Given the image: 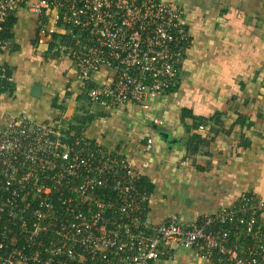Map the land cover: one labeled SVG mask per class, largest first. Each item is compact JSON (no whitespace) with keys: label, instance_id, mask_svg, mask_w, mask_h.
<instances>
[{"label":"built area","instance_id":"1","mask_svg":"<svg viewBox=\"0 0 264 264\" xmlns=\"http://www.w3.org/2000/svg\"><path fill=\"white\" fill-rule=\"evenodd\" d=\"M177 2L0 0V52L22 9L38 19L39 37L65 38L59 48L89 115L143 106L179 85L190 34ZM102 68L110 79L96 84ZM63 128L24 115L0 128V264H154L178 249L210 264H264L263 197L241 194L198 220L152 223L149 188L130 162Z\"/></svg>","mask_w":264,"mask_h":264},{"label":"crops","instance_id":"2","mask_svg":"<svg viewBox=\"0 0 264 264\" xmlns=\"http://www.w3.org/2000/svg\"><path fill=\"white\" fill-rule=\"evenodd\" d=\"M177 6L190 34L178 87L143 106L95 108L84 130L146 181L147 215L155 224L169 214L198 220L241 194L264 198V0H178ZM11 33L0 52V78L9 71L13 85L11 94L0 93V128L24 115L20 97L30 95L34 83L47 104L43 112L24 116L60 125L72 121L87 102L77 100L83 86L71 61L59 55V43L49 51L51 37H39L38 19L22 9ZM110 76L102 68L92 80L100 84ZM154 264L210 263L194 250L178 249Z\"/></svg>","mask_w":264,"mask_h":264},{"label":"trees","instance_id":"3","mask_svg":"<svg viewBox=\"0 0 264 264\" xmlns=\"http://www.w3.org/2000/svg\"><path fill=\"white\" fill-rule=\"evenodd\" d=\"M13 22L14 19L11 20L9 25H7V30L4 33L3 38H11ZM51 37H52L51 38L52 42L49 44V51L52 50L55 45H57L56 41L59 40L60 36L58 34H53ZM61 39H65V38H60V41ZM4 73H5L4 77L0 78V93L8 91V93L11 94L13 91V85L11 84V82L8 81V78L10 77V72L6 70L4 71ZM83 98L85 99L84 101H86L85 96H83ZM78 110H80L78 111L80 114L79 115L77 114L72 118V122L70 123L71 124L70 130H74L76 131V133H81L86 129V126L93 120L94 116L89 115L86 109L83 107L79 108Z\"/></svg>","mask_w":264,"mask_h":264},{"label":"rangeland","instance_id":"4","mask_svg":"<svg viewBox=\"0 0 264 264\" xmlns=\"http://www.w3.org/2000/svg\"><path fill=\"white\" fill-rule=\"evenodd\" d=\"M52 38V37H51ZM50 38V39H51ZM59 41V44H61V41H60V38H59V40H57V42ZM50 53V52H49ZM59 55L60 56H66V54H65V51H64V49L63 48H59ZM52 56V55H51ZM50 56V57H51ZM59 86H60V79H59ZM83 96H84V94L82 93V95L81 96H79L78 97V101L79 102H81V100L83 99V102H85L84 100V98H83ZM23 99V102H22V108H23V110L24 111H21V114H24V115H26V112L28 111V112H31V113H41V112H43V110H44V107L46 106V104H47V99L44 97V95H42L41 97H32L31 95H29V94H25L24 96H21L20 97V99ZM19 99V100H20ZM19 100H17V101H19ZM83 106V105H82ZM84 107V106H83ZM85 107H87V104L85 105ZM80 108V107H79ZM77 109V108H76ZM76 111V110H75ZM76 114H80V113H76ZM19 116V115H18ZM33 120H35V119H33ZM36 122H38L37 120H35ZM72 121H70V122H65L64 120L63 121H61L60 123H61V126L62 127H64L63 129H65V128H70V126H71V123ZM1 121H0V125H1Z\"/></svg>","mask_w":264,"mask_h":264},{"label":"water","instance_id":"5","mask_svg":"<svg viewBox=\"0 0 264 264\" xmlns=\"http://www.w3.org/2000/svg\"><path fill=\"white\" fill-rule=\"evenodd\" d=\"M40 94V86L37 83H34L30 90V95L32 97H38Z\"/></svg>","mask_w":264,"mask_h":264}]
</instances>
